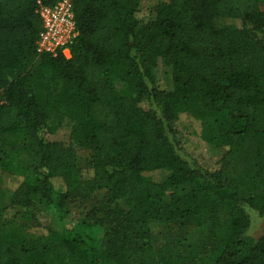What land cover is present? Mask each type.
I'll return each mask as SVG.
<instances>
[{
  "label": "trees",
  "instance_id": "1",
  "mask_svg": "<svg viewBox=\"0 0 264 264\" xmlns=\"http://www.w3.org/2000/svg\"><path fill=\"white\" fill-rule=\"evenodd\" d=\"M59 1L0 0V137L15 136L0 171L21 178L11 188L1 177L0 264H195L201 248L188 236L205 223L214 229L205 264H264V233L247 234L248 209L264 218V189L251 185L264 178V0H160L146 22L141 0H73L70 57L38 52V7ZM217 18L243 26L218 28ZM181 115L243 190L186 156L173 125ZM65 124L68 143L52 138ZM74 143L92 153L88 167ZM156 169L170 175L143 177ZM35 196L59 239L3 225L9 211L36 219ZM148 220L168 224L175 254L156 252Z\"/></svg>",
  "mask_w": 264,
  "mask_h": 264
},
{
  "label": "rangeland",
  "instance_id": "2",
  "mask_svg": "<svg viewBox=\"0 0 264 264\" xmlns=\"http://www.w3.org/2000/svg\"><path fill=\"white\" fill-rule=\"evenodd\" d=\"M160 0H141L140 3V17L145 22L155 18L154 8ZM215 24L218 28L230 27V28H241L243 22L240 19L231 18H217ZM161 72L164 70L161 69ZM7 79H13L15 74L12 72H7L5 74ZM166 78L160 77L163 81ZM168 80V79H167ZM0 103H3V93L0 92ZM62 127L58 133L53 136V139H59L64 143L69 142V127ZM174 132L175 139L182 143V147L186 152L188 158H195L201 165L210 170H221L223 171L229 180L235 185V188L243 190V186L240 182L239 174L235 171L232 164L229 162H219L221 158L216 150L209 148L203 143L200 138V125L198 122L190 119L186 115H181L179 120L174 122ZM15 141V136L12 134H3L0 137V154H2L10 144ZM75 150L76 162L79 167H88L92 160V153L83 147L73 144ZM143 177L146 180L154 182H163L170 175V170L168 169H156L150 171H144ZM1 177L6 182V184L15 188L21 182V178H7L5 175H1L0 171V182ZM252 187L256 191L260 192L264 189V178H254L251 183ZM34 200L37 204V216L34 220H24L16 217L14 212L9 211L6 214V219L4 221V226L7 228H22L28 236L36 237L41 234L47 233L49 231L55 236V238H60V228L59 225L50 210L46 207L44 201L39 197L35 196ZM82 209H75L72 214V221H76L81 215ZM250 217V227L248 229V236L257 240L264 233V218L259 215V213L253 209L247 210ZM220 221H223V215L220 216ZM145 229L149 231L151 235V244L156 252L160 255L165 254H175L176 250L170 244L168 238V224L161 220H148ZM213 226L212 223H205L204 225L194 228L188 240L201 248V256L195 264H205L206 257H209L212 244L214 243L213 237ZM98 239L102 241L104 238V233L100 227H95Z\"/></svg>",
  "mask_w": 264,
  "mask_h": 264
},
{
  "label": "built area",
  "instance_id": "3",
  "mask_svg": "<svg viewBox=\"0 0 264 264\" xmlns=\"http://www.w3.org/2000/svg\"><path fill=\"white\" fill-rule=\"evenodd\" d=\"M37 11L43 22L38 52L70 57L71 47L79 35L73 0H61L54 5L40 3Z\"/></svg>",
  "mask_w": 264,
  "mask_h": 264
}]
</instances>
